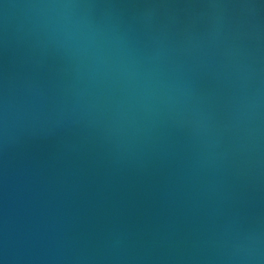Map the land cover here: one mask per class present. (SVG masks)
<instances>
[{"label": "water", "instance_id": "95a60500", "mask_svg": "<svg viewBox=\"0 0 264 264\" xmlns=\"http://www.w3.org/2000/svg\"><path fill=\"white\" fill-rule=\"evenodd\" d=\"M0 264H264V0H0Z\"/></svg>", "mask_w": 264, "mask_h": 264}]
</instances>
